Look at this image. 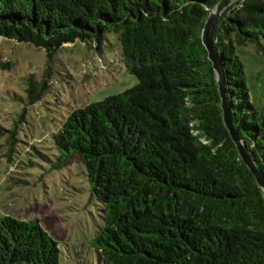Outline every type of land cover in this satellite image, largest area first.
I'll use <instances>...</instances> for the list:
<instances>
[{
  "label": "trees",
  "instance_id": "trees-1",
  "mask_svg": "<svg viewBox=\"0 0 264 264\" xmlns=\"http://www.w3.org/2000/svg\"><path fill=\"white\" fill-rule=\"evenodd\" d=\"M220 0H0V36L43 48L117 35L138 82L71 110L54 135L79 156L102 225L103 264H264V197L222 120L201 33ZM231 116L264 176V112L249 96L241 47L264 57V0H237L211 31ZM44 93L34 79L29 104ZM8 137L14 138V130ZM12 143V142H11ZM0 264H61L38 219L0 213Z\"/></svg>",
  "mask_w": 264,
  "mask_h": 264
},
{
  "label": "rangeland",
  "instance_id": "rangeland-1",
  "mask_svg": "<svg viewBox=\"0 0 264 264\" xmlns=\"http://www.w3.org/2000/svg\"><path fill=\"white\" fill-rule=\"evenodd\" d=\"M238 55L250 100L264 112V57L252 44ZM31 79L44 93L29 104ZM137 82L112 32L102 41L64 44L50 60L43 48L0 36V213L38 219L58 242L61 264H103L90 248L102 219L79 156L63 163L53 137L71 110ZM10 129L13 139L4 131Z\"/></svg>",
  "mask_w": 264,
  "mask_h": 264
},
{
  "label": "water",
  "instance_id": "water-1",
  "mask_svg": "<svg viewBox=\"0 0 264 264\" xmlns=\"http://www.w3.org/2000/svg\"><path fill=\"white\" fill-rule=\"evenodd\" d=\"M236 1L237 0H220L212 8L204 23L201 33V40H202V44L204 45L207 51L208 60L211 62L212 69L215 74L217 89L220 97V108L222 111V120L224 126L226 127L231 140L235 144L237 152L240 158L242 159L243 163L247 166V168L255 178L256 183L262 189L263 197H264V176L260 171V169L258 168V166L256 165V163L254 162L250 151L243 143L241 137L239 136L235 128L227 98V91H226L222 64L219 59V55L211 41V31L217 19L220 17V15L224 12L225 9H227L230 5H232Z\"/></svg>",
  "mask_w": 264,
  "mask_h": 264
}]
</instances>
